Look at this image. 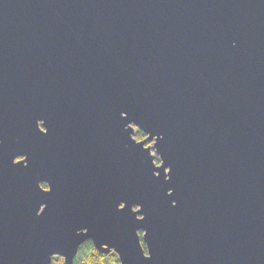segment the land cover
Returning a JSON list of instances; mask_svg holds the SVG:
<instances>
[{"label": "water", "instance_id": "1", "mask_svg": "<svg viewBox=\"0 0 264 264\" xmlns=\"http://www.w3.org/2000/svg\"><path fill=\"white\" fill-rule=\"evenodd\" d=\"M86 238L264 264V0H0V264Z\"/></svg>", "mask_w": 264, "mask_h": 264}, {"label": "trees", "instance_id": "2", "mask_svg": "<svg viewBox=\"0 0 264 264\" xmlns=\"http://www.w3.org/2000/svg\"><path fill=\"white\" fill-rule=\"evenodd\" d=\"M135 136L137 138L143 137L145 134L139 130L135 129ZM156 159V158H155ZM49 264H62V258L59 255L54 254L51 257ZM72 264H119L118 256L112 250L108 253L100 252L96 250L91 243L89 238L82 241L75 252V256L72 259Z\"/></svg>", "mask_w": 264, "mask_h": 264}, {"label": "flooded vegetation", "instance_id": "3", "mask_svg": "<svg viewBox=\"0 0 264 264\" xmlns=\"http://www.w3.org/2000/svg\"><path fill=\"white\" fill-rule=\"evenodd\" d=\"M39 124H40V121H39ZM20 158H22V155L17 154L16 156L13 157V160L17 161ZM40 184H41V186L46 187V182L45 181H41Z\"/></svg>", "mask_w": 264, "mask_h": 264}]
</instances>
